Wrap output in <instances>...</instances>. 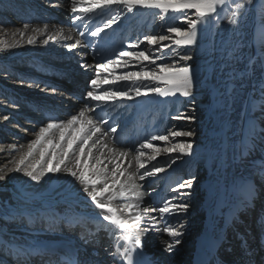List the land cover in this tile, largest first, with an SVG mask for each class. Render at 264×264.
I'll use <instances>...</instances> for the list:
<instances>
[{
	"label": "rangeland",
	"instance_id": "374dc122",
	"mask_svg": "<svg viewBox=\"0 0 264 264\" xmlns=\"http://www.w3.org/2000/svg\"><path fill=\"white\" fill-rule=\"evenodd\" d=\"M58 1L70 2V0H0V146L5 147V151H0V169H3L4 172H6L7 168L4 156L10 151L9 148L13 143L15 144V146L13 144L15 149L12 151L18 152L16 147L22 143H27L29 140H35V134L39 131V128L50 120L66 121L72 115L85 109L86 102H84V96L87 91L92 90L89 87V79L93 78V76H91V78L78 76L73 66L64 64L63 58L66 59L67 57L62 58L61 55L63 54L60 53L68 54V52L62 47L59 49L56 48L57 50L54 51H52V49L47 52L43 51L47 48L45 43H41V40L39 41V35L40 33L43 34V32L33 31V29H43L45 24L50 28V22L62 24L63 20L61 16L54 11L52 7V2L56 3ZM91 2L92 0H88L84 9H86ZM236 3L242 4L243 7L236 9ZM95 10L98 12L96 16L99 17L96 21V26H102L106 20L115 17L116 22L107 29L112 28L114 33H116L117 29L123 32L129 31L127 39L130 42H127L124 38L125 42L128 44H134L138 40L142 41L146 35L168 34L166 32L167 26H179L178 21L171 15L161 19L157 14L158 10L144 9L141 11L139 9L133 12H127L115 6L103 11L99 8ZM232 11L237 12L235 24L228 23V18L231 16ZM90 13L93 14V12H88V16ZM82 14H84V12H82ZM25 23L29 25L27 30H23V25ZM70 26L76 29L78 24H71ZM82 27L83 25H81V28ZM18 29L24 31L23 36L17 31ZM94 30L95 28L91 31ZM51 31L54 32L53 29H51ZM80 32L79 30L78 36L80 40L87 45V50H94L96 53L94 54L96 57H92L95 63L106 62L103 61L102 58H99L97 47L93 46L98 43V39L101 38L104 32L96 37L91 36L93 37L92 41L88 39L89 35L86 31L84 33L86 39L79 35ZM30 37L34 39L32 44L27 43ZM113 40L114 39H112V41ZM163 43L170 42L164 41ZM159 47V45L149 46L147 42L144 41L138 48H130L127 46L120 51H145L148 55H165L166 58L158 60L157 63L171 64L178 59L171 55V49H164L163 52H155V49ZM173 47L175 46L173 45ZM85 50L86 48H84V51ZM106 51L108 50L103 49L102 52L105 53ZM178 51L183 53L184 49L180 48ZM112 54H114V56H112L113 61L120 58L118 57L119 51L117 53L113 52ZM190 54L193 56V60L187 62L179 61V63L181 65L184 63L191 64L194 70L207 61L209 64L215 66L210 68L213 72L216 70L219 78L223 79H220L224 85L221 92L224 93L228 91V96L231 98L230 100H221L218 97L214 99L208 91H205L204 93L194 94L186 98V100L182 101L183 104L179 102L181 104H178L179 106L174 104L173 101L170 102L166 108L161 109L164 112L158 108L161 101L158 102L156 114L153 119L150 120L151 123H149L148 120L147 123H144L146 122L145 119L137 120L135 117L147 115L144 113V110H148V107H152L151 104L157 103L151 101L155 100L153 97L159 96V94L156 93H150L146 96L142 95L133 99L116 98L115 100L102 102V105L97 109V118L107 114L114 115V119L112 116L108 123L112 124L114 127L120 126L119 129L121 131L124 130V137H128L126 145L130 144L132 146L133 154H135V149L139 148L141 143L145 141H150L152 143V148L141 149L145 154L143 157L149 158L154 155L156 157L153 162L154 167L162 168L163 171L154 173L150 176H144V179L141 180L142 192H145L144 194L147 197L153 199L154 202L152 203L153 206L151 209H153V207H162L166 200H171L172 203L187 202L189 204L187 212L179 215L169 213L160 214L155 212V219L167 217L165 219L166 227L171 225L174 228H178L180 224L184 225L185 228L183 227L181 231L185 235L187 234L190 240H182L184 237L183 235L180 237L181 243L179 246L180 249L187 254L192 251V240L197 234H194L192 230H199L201 225V219H199L201 218V214L198 212V208H200L199 206L203 200V194L199 185L209 173L210 165L206 163L203 164L201 161L192 160L190 158L191 155H182L178 152H166L165 148L170 147L172 143L180 141L191 142L193 144L192 150L200 146L205 142L204 138L208 131L211 132L215 125L219 123V110H222V107H226L229 113L235 112L240 106L241 97L243 96L242 93L245 91L247 92V102L244 103L245 113L242 126L248 130V134L250 133L251 136L253 135L257 138L258 141L256 142V146L264 142V115L258 118V116L254 114L256 106L264 110V106L260 104L264 103V101H256L257 96L261 98L259 92H264V0H226L219 20L198 25L197 44L192 47ZM69 57V61L73 63L77 62L74 56L70 55ZM122 59L123 57L121 60ZM128 60L132 61L133 64H129V67L126 69L121 67V69L115 70L117 77L127 71H139L140 68L144 66L149 68L153 67L148 64V62L141 63L129 57ZM68 74L72 75L71 78ZM76 79H78V81ZM137 79L139 80L137 84L134 82L131 83V81H117L115 83L116 89L124 88L129 85L152 87L159 83L143 78ZM160 86L164 87L165 85L160 84ZM60 91L64 93V96L59 95ZM143 97L151 100L142 103ZM220 98H224V96L221 95ZM70 99L72 100L71 104L68 103ZM51 101H57L58 103H52ZM214 103L215 106L212 105ZM101 108L104 110L101 111ZM180 113L192 117V119L174 120L173 117ZM5 116L8 117L7 120L4 119ZM139 122L144 123L141 125L142 128L137 127L133 130L132 123ZM104 126L107 128V125ZM120 130L118 132H120ZM169 130H190L193 132V136L176 138L169 136L168 141H151L152 136L168 135ZM126 132L128 134H126ZM53 135L55 139H58V133H54ZM130 139H134L132 144ZM247 151L251 153L252 151L256 152L257 149L249 148ZM23 152H25V150H23L22 153ZM36 154L37 153L34 152L33 157H30L29 160L38 158L39 156ZM173 160H175V163H171ZM248 161L249 160L244 161V163ZM13 165L14 166L11 167L12 169L15 168L16 163ZM149 165H151V163ZM39 170L40 169L37 168L38 172ZM7 173L8 175L4 182H0V254H5L0 258V264H18L17 262H20L19 259L16 261L10 257H17L21 251L30 252L31 255L33 252H37L38 255L45 254L46 250L45 252L36 250L24 251V245L23 247L18 246L19 243L35 242V240L26 235L22 237L23 240H18V234L23 235L19 233L22 230H26L28 234H31L32 232L41 233L51 230L55 231L57 228L61 229L63 230L62 233L70 237L69 239H72L75 245H77V248L80 249L81 254H79V257L81 255V258L84 256V250H88L89 245L84 246L79 243L76 239L78 238V234L82 237L85 235V238L90 237L88 241L90 242V246L94 247L92 245L95 243L91 241L93 235L90 234L89 237H86V234L84 233L83 235L75 225L71 228L68 218L61 221L52 220V222H47V217L53 216V218H55L54 216H58V211L54 207V198H33L29 195V192L25 190L23 184L19 182L21 180H29V177L25 176L23 172L9 171ZM261 174L264 175V172H260V170L253 171L251 179L254 181V186L256 184L258 187L264 185L263 182L257 183L260 176L263 177ZM193 176L195 180L193 181L192 188L187 189V191L191 192V195L187 197H177V193L172 191V189L177 183L191 179ZM256 190L257 189H253L250 195ZM250 195L247 197L249 202L246 207H244L247 212L241 215V221L235 227V230L238 229L239 231L237 232L236 230V232L233 233L234 236L229 237L226 243L229 244V247L228 245L227 247L230 251L235 253L239 250L236 252L237 254H243L241 242L238 244L237 240L239 237L243 238L250 233L252 236L253 232V237L251 238L252 243H256L258 240L255 238L256 229L253 225L258 223V218L263 217V214H259L258 209H256L262 202L259 198L250 199ZM261 196H264V191ZM172 197H177V199L172 200ZM257 201H259L257 206L252 205V203ZM145 208L150 209L149 206ZM249 208L253 209L249 210ZM42 209L44 212L42 213L41 211L39 214L40 216L29 217L32 216L31 212L40 211ZM250 214H253L250 216L252 222L246 224L244 220L248 218ZM194 219L196 223L189 224V220ZM147 220L150 221L148 218ZM148 221H145L146 224ZM46 222L49 225L46 226ZM231 222H233V220ZM259 223L261 222L259 221ZM50 224L51 228H48ZM241 228H243V230ZM95 233L96 232H93L92 234ZM99 234L101 239L105 242L110 241V238L104 232L100 231ZM155 237H159V240L162 237L168 238L171 241L167 233L161 235L158 232L155 234ZM159 240L158 242L156 241V243L157 246H159L158 248L161 249ZM248 246L253 247L252 245ZM95 248L98 249V252L95 253L101 254L99 247L96 246ZM51 249L52 248H49L48 250ZM156 255L157 253L155 256ZM87 256L89 255L86 254V257ZM90 256H93V254ZM20 257H23V253ZM158 257L161 258V256ZM220 257L225 261L227 260L224 256ZM255 257L257 259L259 258L257 255ZM186 262V259L179 258L173 260L171 264H186ZM19 264H23V262ZM35 264H39V261ZM106 264L113 263L109 262Z\"/></svg>",
	"mask_w": 264,
	"mask_h": 264
},
{
	"label": "bare ground",
	"instance_id": "6f19581e",
	"mask_svg": "<svg viewBox=\"0 0 264 264\" xmlns=\"http://www.w3.org/2000/svg\"><path fill=\"white\" fill-rule=\"evenodd\" d=\"M52 3H53L52 7L54 8V11L59 13V15L61 16L64 22L62 21V24L58 22L55 23L50 22V25L52 27L50 28L53 29L54 32H52L51 29L48 28L46 32H43V34L40 33L39 41L41 40V43H44V40L48 39L49 36L53 37L52 40L48 41V43L46 44L47 48L44 49L43 51L47 52L51 49L52 51H54L62 47L64 50H66V52H68V54L60 53L63 54L61 55L62 58L67 57L66 59L63 58L64 60L63 59L60 60H63L64 64L73 66V68H75L76 70L75 73L78 76L79 75L85 76L84 78H91V76L95 78L97 72H99L101 80L105 78H108L110 80H116L117 76L115 74L116 73L115 70L121 69V67L126 69L129 67V64H133L132 61L128 60V57H123L122 60L120 57L119 59L121 60V65L119 67L113 64L109 67L108 72H104L102 70H96L95 69L96 63L95 60L92 58L96 53L94 52V50L93 51L87 50V45L84 44L85 42L80 40L78 36V31L80 30L81 32L85 33V31L88 32L87 29L93 27V24L96 20V14L98 13L97 10H94L93 14L92 15L89 14V16H88V12L86 11L84 12V14L81 13L82 15L80 13H77L81 15V19L73 21L72 17L74 14L71 12L72 5L69 1H67V3L63 1L60 2L58 1L56 3L52 2ZM87 3L88 0H83V2L79 6L81 8H84L86 7ZM71 24H75V25L78 24V27L76 26L77 28L74 29L70 26ZM81 25H83L82 28ZM75 40H80L81 41L80 45L69 50L68 45L74 43ZM101 45H103L102 42L99 43V46L96 48L98 50L97 54H99V58H102L103 61H107L108 60L107 54L110 52V50L103 53L102 52L103 49H101ZM127 45L129 47V45L131 44L127 43ZM84 48H86L85 51ZM121 52L123 51H120L119 48V54ZM70 55L74 56V58L77 59L76 63L69 61L68 58H70L69 57ZM94 57H96V55ZM125 62L127 63L128 67L124 66ZM81 65H92V67L85 69L82 68ZM212 66L213 65L209 64L207 61L203 63V65H201L199 68L194 70L195 72L194 87L192 89L191 96L194 94L204 93L205 91H208V93L212 97H214V99L218 97L221 100H230L231 98L228 96V91L224 93L221 92L222 87L224 86L222 83L223 79L219 78L216 70L213 72V70L210 68ZM68 76L71 78L72 75L68 74ZM91 79H89V81ZM76 80L78 81V79ZM133 82L137 84L139 83V80L136 79L135 81H131V83ZM115 85L116 84L114 85L101 84L99 86V89L105 90L110 87L116 88ZM259 94L261 98H258L259 96H257L256 101H261V100L264 101V92L260 91ZM59 95L64 96V93L60 91ZM221 95H223L224 98H220ZM242 95L243 96L241 97L242 100L240 106L238 109H236L235 112L229 113L226 107H222V110H219L218 112V116H219L218 120H220L219 123L215 125V127L211 130V132L208 131L206 137L204 138L205 142H203L200 146L195 147V149L192 150V154L190 156L192 160L201 161L203 164L206 163L207 165H210L209 173L205 176L204 180H202V182L199 185L203 194V200L199 206L200 208H198V212H200L201 214V218H199L201 219L200 220L201 225L199 230L196 228L198 231L192 230L194 234L197 233L196 236L201 238L202 242L200 245L202 247L205 244V236L207 235L208 232L214 233L217 230H222L224 233H226L227 231L229 238L234 236L233 233L236 232V230L237 232L239 231L238 229L235 230V227L241 221V215L247 212V210L244 208L249 202L247 197H249L250 192H252V190L254 189L253 188L254 181L251 179L253 176V171L260 170V172H264V142H261L260 145L256 146V142L258 141L257 138H255L253 135L251 136L250 133L248 134L247 133L248 130L242 126V121L245 113L244 103L247 102V92L246 91L243 92ZM186 98L188 97H184L179 93H177L176 96L169 95L167 97H164L159 95L158 97H153V99L155 100H151V99L150 100L157 103L151 104L152 107H148V110H144V113L147 115L145 116L142 115L140 117H135V118H137V120L145 119L146 121L147 120L150 121L151 119H153V117L156 114L158 102L162 101L160 106H158L159 110H161L163 108H166V106L172 101L174 104L181 105L180 103L186 100ZM150 100H148L146 97H143L142 103L148 102ZM51 102L58 103L57 101L56 102L51 101ZM84 102H86L85 106L88 107L89 103L87 101ZM68 103L71 104L72 100L70 99ZM95 103L97 102H92V104ZM101 103L102 102H99L100 106L102 105ZM260 104L264 106V103H260ZM212 105L215 106V103ZM97 109L98 107H96L94 111L88 113V115L96 119L98 116ZM254 114L259 118L262 115H264V110H261L260 107L256 106V111H254ZM112 116L114 119V115L112 114H107L105 116L103 115V118L109 121L112 118ZM119 128L120 126L116 127V132L110 133L109 137L107 138L108 149L115 148L117 150V154L114 155L113 153L109 152L108 149H103L105 156L108 157V159L104 160V164H106L108 167L109 177L116 162H119L121 164L122 169H127V171H125L123 176H119V173L117 174V179H119L121 183H124L125 187L127 188L128 172H131L133 169L137 167V162L133 159V155H134L133 152H130L127 158L119 157L118 155L119 151H128L129 149L132 150V146L130 144L126 145L127 144L126 142H128V137L127 138L124 137L125 136L123 133L124 130L121 131ZM104 129H106L105 126H103L102 130ZM119 130L120 132H118ZM130 140L132 144L134 142V139H130ZM32 141L33 140L31 141L29 140L27 143H22L18 147H16L18 152L12 151L13 149H15L14 143H13L14 146L13 144L12 146H10L9 148L10 151H8L6 153V156H4L6 159V167H7L6 172H9L12 169L11 167L14 166L13 164L16 163L15 161L18 160L22 151L23 150L26 151L27 146ZM89 143L91 144V141ZM249 148L252 149L255 148L257 149V151L256 152L252 151L250 153V151L249 152L247 151ZM42 150H43V146H37L34 152H36L37 153L36 155L39 156V153ZM51 151L52 149L49 146V152ZM85 152L87 153V149H85ZM93 156L94 157L98 156V152L96 150H93ZM45 159H47V154L45 156ZM69 159L70 160L72 159L71 155L69 156ZM109 160H112V163H109ZM142 160L145 164V167L139 169V172L135 179V183L138 185V191L142 194V196L138 200L132 201L133 203L139 204L140 206L139 213L137 212L136 209H133L131 213L124 210V205L128 202L127 198L117 199L116 201L113 202V207L117 208V216L120 217L121 219L126 220L128 224L133 226V229L135 228V223L133 218L137 215L140 216V228L148 229V231L142 233H140L139 230H137L138 234H140L141 242L143 244V249L141 255L139 256H137L136 254L133 255V264H137V262L139 264H171L173 260H177L179 258L186 259L187 260L186 264H190L191 252H189L188 254L186 252H183V250L180 249L179 245H176L172 250H167L166 244L170 243L171 241L168 238L162 237L159 240V237H155V234H157L158 232L161 235L166 234L164 229L166 227L165 219L167 217L165 218L159 217L157 219H152L153 217H155V212L151 211V208L153 206L152 203L154 201L150 197H147L144 194L145 192H142V187H141L142 181L141 179H139V175L153 169L154 167L153 162L155 161V159L153 160L147 157H143ZM247 160L249 161L247 163H244V161ZM129 162L132 163L133 166L132 168H128ZM82 163H83V159H82ZM92 163H93L92 160H88V164L90 167ZM150 163L151 165H149ZM103 166L104 165H101V167ZM0 182L2 183L4 182V180ZM19 182L23 184L25 190H27L29 192V195H31L33 198L35 197H39V199L54 198V204H55L54 207L58 211V216H54L55 218H53V216L47 217L46 219L47 222L49 221L52 222V220L61 221L63 219L66 220L68 218V221H70L69 223L71 224L70 225L71 228H73V225H75V227H77L78 230L81 233H83V235L84 233L86 234V237H89L90 234L93 235L91 237V241H93L95 244H93L92 246H94V248L96 246L99 247L101 254L94 253L93 256H87L90 258V260H93V262L96 264H106L109 262H112L113 264H121L119 256H114L112 255V253L116 251L117 246H119L120 251H123V246H125L127 243L123 239H117L118 237L122 236L123 234L122 231L117 229L114 225H110L108 221L102 220L101 217L103 214V210L96 207L95 203L92 202L90 198L87 197V195L82 191L83 186L80 185L78 181H74L73 178L68 176L66 173L60 172V173H49L48 175L44 176L39 182L31 181V179L21 180ZM109 182H111V178L109 179ZM101 186L102 184L97 185L96 187L100 188ZM118 187L119 185H114L113 189L116 190L118 189ZM98 199L107 202L106 196L98 197ZM148 206L150 207L148 211L149 213L143 212L142 210ZM257 207L259 214H263V217H261L260 222L264 223L263 222L264 204L260 203L259 206ZM41 211L42 213L44 212L43 209L40 211L38 210L33 211L31 212L32 216L29 217L30 218H32L33 216L38 217L40 216L39 214ZM147 218L150 221H148ZM229 218H232L233 222L227 225V221ZM145 221H148L147 224ZM47 222H46V226L49 225ZM192 223L194 224L196 223L195 219L189 220V224ZM48 228H51V224ZM241 229L243 230V228ZM62 231L63 230L57 228L55 229V231L51 230L41 233L32 232L31 234H28L26 230H22L19 233H22L23 235L18 234L19 237L18 240H23L22 237L26 235L29 238L35 240V242L19 243L18 246L23 247L24 245L23 248L24 251L36 250V251H44V252L46 249L49 248L60 247L61 249L66 250L67 254L65 256L69 255L71 257V255L74 254L73 257L75 258V260L81 261V255L79 257V254H81L80 249L77 248V245H75L74 241L72 239H69L70 237L65 236L62 233ZM100 231L108 235V237L110 238L109 242H105L103 239H101V236L99 234ZM93 232L96 233L92 234ZM239 238L242 239V237ZM194 239L192 240L193 250L197 247V243L195 242ZM158 240L161 243L159 244L161 246V249H159L158 248L159 246H157L156 241L158 242ZM182 240L189 241L190 237L187 236V234L186 235L184 234ZM227 242L228 240L226 241V243ZM227 245L229 247V244ZM249 249L253 250L254 247L250 246ZM51 250L54 251V249ZM51 250H48V252H50ZM236 252L232 254V257L229 260L225 261L227 264H252V263H246L245 255L237 254ZM156 253L157 255L155 256ZM158 256H161L162 259L159 258ZM83 257L84 256H82V258ZM212 257L215 258V253L209 252L208 259ZM219 257H217L215 260L221 258ZM51 259H53V257ZM256 263L257 262H255L254 264Z\"/></svg>",
	"mask_w": 264,
	"mask_h": 264
},
{
	"label": "snow or ice",
	"instance_id": "6c2138e0",
	"mask_svg": "<svg viewBox=\"0 0 264 264\" xmlns=\"http://www.w3.org/2000/svg\"><path fill=\"white\" fill-rule=\"evenodd\" d=\"M83 0H70L72 5L71 12L74 14L73 21L80 20L81 15L77 13L93 12L99 8L102 11L110 9L113 6L119 7L122 11L133 12L139 9H152L158 10L157 14L161 19L165 16L171 15L179 23V26H167L166 32L168 34L162 35H146L143 40H138L136 43L129 45L130 48H138L144 41L149 46L159 45V48L155 49V52H163L164 49H171V55L178 59L170 63H157L158 60L165 59V55H148L145 51H123L119 54V57H129L133 60L141 63L148 62L153 67L147 66L141 67L139 71H127L118 77L116 80H110L105 78L100 79V74L97 72L96 77L89 81V87L92 89L87 91L84 99L89 103V106L84 110L72 115L70 119L66 121L50 120L44 126L39 128V131L35 134L36 139L33 140L28 146L27 150L20 154L16 161V166L10 171L23 172L25 176L29 177L31 181L39 182L44 176L49 173L64 172L68 176L72 177L74 181H78L83 186L82 191L87 195L96 207L103 210L102 220L108 221L110 225H114L117 229L122 231V236L117 239H123L127 243L123 246V251H120L119 246L114 256H119L121 264H133V255L137 256L142 254L143 244L141 242L140 233L148 231V229L140 228V216H135L134 223L135 228L128 224L126 220L117 216V208L113 207V202L117 199L127 198L128 202L124 205V210L129 213L133 209H136L139 213L140 206L138 203H133V200L141 198L142 194L138 191V185L135 183V179L139 172V169L144 168L145 164L142 160L144 152L141 149L152 148L153 145L150 141H145L139 145V148L135 149L133 159L137 162V167L131 172H128L127 188L124 183H121L117 179V174L123 176L127 169H122L119 162L115 163V166L110 174H108V167L104 164V160L108 159L105 156L103 149H108L107 138L110 133L116 132V127L109 124L106 119L99 117L94 119L88 113L94 111L96 107H100L99 102H107L115 100L116 98H128L133 99L142 95L146 96L150 93H156L160 96L167 97L169 95L176 96L177 93L184 97H190L192 89L194 87V69L191 64H180L179 61H191L193 56L190 51L193 46L197 44V31L198 25L207 24L212 21L219 20L221 18V12L225 6L226 0H92L86 9L81 8L79 5ZM240 3L235 4L236 9L242 8ZM194 10V11H193ZM237 12L232 11L231 16L228 18L229 24L236 23ZM194 17V18H193ZM115 17L109 18L102 26H96L94 31H90V35L93 37L99 36L105 29L111 27L115 23ZM186 25V26H185ZM29 25L25 23L23 30H27ZM48 25L45 24L43 29H33V31L46 32ZM18 29L20 35L23 36L24 31ZM80 36L84 35V32L79 33ZM53 37L49 36L44 40L47 44ZM169 41L170 43H163ZM34 42L33 38L27 40L28 44ZM80 40H75L74 43L68 45L69 50L79 46ZM173 45L175 47H173ZM183 48L181 53L178 49ZM115 64L117 67L121 65V60L117 59L113 61L108 59L106 62H100L96 64V69L108 72L109 67ZM128 67L127 63L124 64ZM82 68H89L92 65H81ZM137 78L148 79L151 81L159 82L155 86H135L129 85L124 88L116 89L115 87L107 88L103 91L99 90L101 84L114 85L117 81L130 82L135 81ZM160 84L165 85L161 87ZM92 102H97L92 104ZM194 102V101H193ZM104 109L101 108V111ZM8 119L7 116L4 117ZM174 120L187 119L191 120L192 117L185 116L180 113L173 117ZM107 125V128L102 130L103 126ZM54 133H58V139H55ZM169 136L176 137H192V131H180L169 130L168 135H155L151 137V141H168ZM95 138V139H94ZM91 141V144L89 143ZM37 146H43V150L39 153V157L34 160H29L33 157L34 150ZM49 146L52 151L49 152ZM99 146V147H98ZM87 149V153L85 152ZM193 144L189 141H180L172 143L170 147L165 148L166 152H178L182 155H191ZM93 150L98 152V156H93ZM0 151H5L4 146H0ZM109 152L114 155L117 154L115 148L108 149ZM158 151V149H157ZM132 152L119 151L118 155L121 158H127ZM47 154V159L45 156ZM71 155L72 159H69ZM150 159H156L153 155ZM83 159V163H82ZM88 160H92L91 167L88 164ZM112 163V160H109ZM171 163H175L173 160ZM101 165H104L101 167ZM171 166V165H169ZM132 163H128V168H132ZM39 168V172H37ZM163 169L159 167H153V169L140 174L139 179L143 180L145 175H153L154 173L162 172ZM7 172L0 169V181L5 180ZM111 178V182L109 179ZM195 177L191 179L181 181L176 184L172 191L177 193V197H187L191 195L190 191L193 185ZM97 188V185H101ZM119 185L118 189L114 190L113 186ZM106 196L107 202L98 199V197ZM177 197H172V200H176ZM189 208L187 202L172 203L171 200H166L164 205L159 208L151 209L152 212H158L160 214L169 213L179 215L186 213ZM147 213L149 209L142 210ZM152 219H155L153 217ZM184 225L180 224L178 228H174L171 225L166 227L164 231L171 238V242L166 244V249L171 250L176 245L181 243L180 237L184 235L181 231ZM139 250V251H138Z\"/></svg>",
	"mask_w": 264,
	"mask_h": 264
}]
</instances>
